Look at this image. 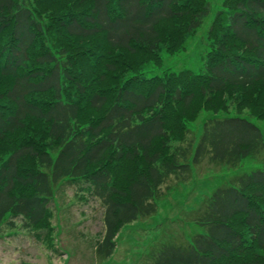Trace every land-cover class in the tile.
Segmentation results:
<instances>
[{"label": "trees", "instance_id": "16d2710c", "mask_svg": "<svg viewBox=\"0 0 264 264\" xmlns=\"http://www.w3.org/2000/svg\"><path fill=\"white\" fill-rule=\"evenodd\" d=\"M221 7L200 74L147 79L128 62L183 50L209 0H0V229L48 227L55 190L73 182L101 205L93 253L105 261L169 179L260 156L201 201L194 233L164 239L144 264H264V141L241 117L264 119V0ZM230 106L235 116L186 139L198 112Z\"/></svg>", "mask_w": 264, "mask_h": 264}, {"label": "rangeland", "instance_id": "374dc122", "mask_svg": "<svg viewBox=\"0 0 264 264\" xmlns=\"http://www.w3.org/2000/svg\"><path fill=\"white\" fill-rule=\"evenodd\" d=\"M221 3L222 0H209L206 15L196 31L185 37L183 50L170 53L161 47L155 61L140 63L139 67L136 62H128L130 67L147 79L184 70L200 74L208 50L206 33L216 12L221 10ZM233 116L231 106L226 113L200 111L186 123V139L197 141L202 124L209 119ZM241 117L259 130L264 141V119L249 118L245 112ZM262 158H245L235 168L203 162L192 168L187 181L178 183L169 179L156 199V212L124 226L117 234L112 256L105 261H99L93 253L94 242L103 230L101 205L80 191L75 183L65 182L48 203V227L26 231L20 220L15 219L14 230L0 229V264H144L164 239L183 232L194 233L192 216L201 201L220 185L259 168Z\"/></svg>", "mask_w": 264, "mask_h": 264}]
</instances>
